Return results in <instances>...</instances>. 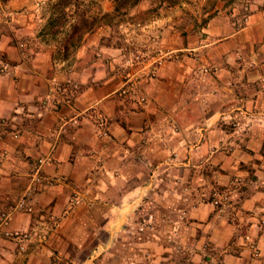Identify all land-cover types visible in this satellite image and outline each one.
Returning <instances> with one entry per match:
<instances>
[{
  "label": "crops",
  "instance_id": "1",
  "mask_svg": "<svg viewBox=\"0 0 264 264\" xmlns=\"http://www.w3.org/2000/svg\"><path fill=\"white\" fill-rule=\"evenodd\" d=\"M250 1L245 20L242 6L219 12L165 51L141 106L117 94L120 76L95 48H80L86 37L69 59L77 90L62 94L51 53L5 47L0 213L38 160L47 184L0 228L17 233L0 234V264H264V16ZM212 190L227 192L223 207L201 200ZM145 216L152 231L133 239Z\"/></svg>",
  "mask_w": 264,
  "mask_h": 264
},
{
  "label": "rangeland",
  "instance_id": "2",
  "mask_svg": "<svg viewBox=\"0 0 264 264\" xmlns=\"http://www.w3.org/2000/svg\"><path fill=\"white\" fill-rule=\"evenodd\" d=\"M56 1L58 0H0V72L3 73L6 64H9L4 52L6 46L24 53L26 58L36 52H49L66 76L61 81H56L55 85L77 90L73 79L69 77L72 50L66 62H62L61 54H57L56 45L64 36L60 33L54 37L50 33L43 34L49 18H55L51 14L57 15L55 9H52ZM93 4L92 7H84L88 15H92L93 11V15L111 12L113 8L111 0H93ZM246 5L247 0H189L171 8L162 6L156 12L145 14L155 5L143 1L125 15L111 20L109 26L102 25L100 29L85 35V42L80 48H95L94 57L111 65L113 73L120 76L122 85L117 94L141 106L145 102L141 82L156 78L157 69L169 57L165 51L174 48L177 40L200 35L208 20L219 12L228 13L232 8L240 6L244 11ZM71 18V14L67 13L64 29H68ZM66 33H69L68 30ZM101 48L104 49L102 52L99 50ZM205 71L208 72L207 69ZM209 195L203 196L201 200L208 201ZM140 222L143 230L130 233L133 239H146L155 223L151 216L142 217ZM164 224L165 219L161 217L159 225L163 227ZM157 232L162 233L160 228ZM143 255L146 257L147 252H143Z\"/></svg>",
  "mask_w": 264,
  "mask_h": 264
},
{
  "label": "trees",
  "instance_id": "3",
  "mask_svg": "<svg viewBox=\"0 0 264 264\" xmlns=\"http://www.w3.org/2000/svg\"><path fill=\"white\" fill-rule=\"evenodd\" d=\"M143 1H149L151 5H155L154 8L145 12L146 14L156 12L162 6L171 8L189 0H111L113 6L112 11L96 13V15H93L94 11L92 15H88V11L84 9V7H92L94 5L93 0H58L52 5V9H55L57 15H54V13L51 14L55 18H49V21L43 28V34L50 33L51 37H54L60 33L64 36L57 43L56 49L57 54H61V59H66L71 50L73 51L80 46L85 35L94 32L102 25L109 26L111 20L125 15L130 9L136 7ZM67 13H70L72 16V22L68 25L67 29L68 34L66 33L67 30L64 29L66 24L64 18Z\"/></svg>",
  "mask_w": 264,
  "mask_h": 264
},
{
  "label": "built area",
  "instance_id": "4",
  "mask_svg": "<svg viewBox=\"0 0 264 264\" xmlns=\"http://www.w3.org/2000/svg\"><path fill=\"white\" fill-rule=\"evenodd\" d=\"M251 5H253V2L250 0H247V5L244 7V20L246 18V15L251 11ZM247 10V13H246ZM261 12L264 16V0L261 1ZM69 83V81H67ZM67 83V84H68ZM56 92L58 94H62L64 91V88L60 86H56ZM103 123V121H102ZM46 161L44 160H38L37 163L32 168V175L29 183V187L26 190V192L16 201L14 206L10 211H3L0 213V228L8 225L10 222L12 215L16 212L21 213H31L32 212V199L33 196L39 191L40 187L44 184H47V179H45L42 175V165ZM209 202L216 208H221L226 204L227 201V192L225 191H219V190H213L210 193ZM79 196H75L71 199V206L76 205L79 203ZM261 224H264V221H261ZM139 230H143V226L139 228ZM0 234H3L5 237H14L17 236V233H10L8 231L0 230ZM245 240L248 242L247 246L248 248L253 251L257 252V245L254 241L250 240L248 235H245Z\"/></svg>",
  "mask_w": 264,
  "mask_h": 264
}]
</instances>
